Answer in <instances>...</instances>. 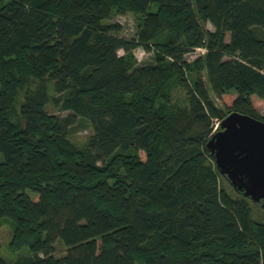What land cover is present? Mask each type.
<instances>
[{
	"label": "trees",
	"instance_id": "1",
	"mask_svg": "<svg viewBox=\"0 0 264 264\" xmlns=\"http://www.w3.org/2000/svg\"><path fill=\"white\" fill-rule=\"evenodd\" d=\"M114 10L143 16L135 36L105 22ZM139 45L156 59L133 69ZM197 47L225 108L189 80ZM0 77V220L28 248L0 264H264L262 202L207 146L232 111L264 120V0H0Z\"/></svg>",
	"mask_w": 264,
	"mask_h": 264
},
{
	"label": "rangeland",
	"instance_id": "2",
	"mask_svg": "<svg viewBox=\"0 0 264 264\" xmlns=\"http://www.w3.org/2000/svg\"><path fill=\"white\" fill-rule=\"evenodd\" d=\"M155 9V7H153ZM143 16L141 14H135L132 12H128L125 14H120L116 10L112 12L109 18L105 20L106 23H119L122 26V30L119 32L120 35L125 36L127 38H131L137 34L138 26L142 21ZM207 28L210 30H215V26L211 23H207ZM228 41L230 40V36L228 35L226 38ZM206 52L205 47H197L191 49L185 54V59L190 62V66L188 68V76L189 80L194 83L196 80L199 79L201 76L205 87L209 92V96L211 99L219 106L220 108H225V104L222 99L219 97L217 90L212 85V80L208 73L206 67L201 66L200 64L196 65L198 62V58L204 56ZM119 53L125 54V51L120 50ZM134 60L133 69L136 67L144 66V65H151L155 63L156 54L155 49L152 51L146 50L143 46L139 45L133 49L132 52L128 54ZM2 86L1 77H0V88ZM52 92V90H51ZM232 96L235 98L237 97V93L233 90L231 92ZM25 95V89L20 88L17 96V105L18 108L20 102L23 100ZM170 111L172 112H185L189 110V95L187 90L183 87H179L173 91L171 96L170 104L168 105ZM257 109L259 113H263L264 111V99L257 100ZM48 111L53 114H58L61 116H65L68 114V111H62L58 109V107L50 104L48 107ZM219 123V121H217ZM79 125L77 130L73 131L70 134V139L77 145H84L90 139L93 133V127L88 121H83ZM30 194H33L29 191ZM256 208V215L263 216L262 212L258 207ZM0 255L4 258L11 260L16 259L20 254L27 253L28 248L26 246H20L17 244L16 234L13 230V226L11 221L7 218H3L0 220ZM67 252V246L60 240L56 242V251L55 255L57 257H62ZM136 264H148L143 260L137 261Z\"/></svg>",
	"mask_w": 264,
	"mask_h": 264
},
{
	"label": "water",
	"instance_id": "3",
	"mask_svg": "<svg viewBox=\"0 0 264 264\" xmlns=\"http://www.w3.org/2000/svg\"><path fill=\"white\" fill-rule=\"evenodd\" d=\"M232 187L264 207V120L230 112L207 142Z\"/></svg>",
	"mask_w": 264,
	"mask_h": 264
},
{
	"label": "built area",
	"instance_id": "4",
	"mask_svg": "<svg viewBox=\"0 0 264 264\" xmlns=\"http://www.w3.org/2000/svg\"><path fill=\"white\" fill-rule=\"evenodd\" d=\"M219 123H220V122H219ZM219 123L217 122V124L215 125V128H214V130L218 128V126H219Z\"/></svg>",
	"mask_w": 264,
	"mask_h": 264
}]
</instances>
